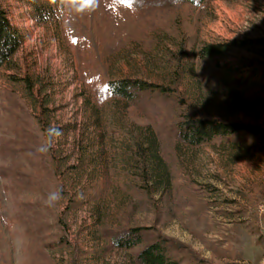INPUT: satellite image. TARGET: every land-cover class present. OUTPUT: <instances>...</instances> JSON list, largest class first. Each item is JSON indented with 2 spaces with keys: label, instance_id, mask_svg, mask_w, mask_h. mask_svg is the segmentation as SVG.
I'll use <instances>...</instances> for the list:
<instances>
[{
  "label": "rangeland",
  "instance_id": "1",
  "mask_svg": "<svg viewBox=\"0 0 264 264\" xmlns=\"http://www.w3.org/2000/svg\"><path fill=\"white\" fill-rule=\"evenodd\" d=\"M141 2L2 1L23 42L0 70V264H137L154 237L181 264H264V136L174 137L183 115L264 130V0ZM206 44L221 55L198 60ZM175 66L177 100L107 90ZM118 228L146 238L113 248Z\"/></svg>",
  "mask_w": 264,
  "mask_h": 264
},
{
  "label": "trees",
  "instance_id": "2",
  "mask_svg": "<svg viewBox=\"0 0 264 264\" xmlns=\"http://www.w3.org/2000/svg\"><path fill=\"white\" fill-rule=\"evenodd\" d=\"M0 0V70L15 69L14 56L20 49L23 37L19 29L12 26L8 19L7 13ZM118 2L129 5L134 8L138 4H142L141 0H117ZM147 1V0H143ZM149 1V0H148ZM163 6H175V5H191L200 6L205 0H158ZM42 15V12H39ZM222 53L221 48L215 45L206 44L197 49L195 57L202 61L208 58H214L220 56ZM171 73V78L167 86L158 88L157 86H147L145 84H126V82H119L110 84L107 90L111 95L124 98L129 103H136V100L140 95L145 94H157L163 96V98L171 99L176 92V82L179 76H181L180 69L177 66L174 67ZM141 95V96H142ZM178 97V95H177ZM176 99V96L174 97ZM179 101L186 102L182 97H178ZM177 100V99H176ZM182 116L181 122L175 126V134L177 141L185 146L197 148L202 145L210 144L216 138H220L223 141L230 140V138L238 134H252V136L262 135L264 136V130L251 129L239 123H217L215 120H204L197 118H190L188 116ZM155 160V159H154ZM158 162H154V167ZM146 228H122L107 233V239L110 242V246L113 248H119L123 250H131L138 243L143 242L146 238ZM63 239V237L61 238ZM146 240V239H145ZM65 241V240H64ZM180 244L175 243L166 238L154 237L147 241L146 245L142 246L138 252L134 254V259L137 264H181L184 260V256L180 254ZM192 260V261H191ZM189 264H202L197 260L191 259Z\"/></svg>",
  "mask_w": 264,
  "mask_h": 264
},
{
  "label": "clouds",
  "instance_id": "3",
  "mask_svg": "<svg viewBox=\"0 0 264 264\" xmlns=\"http://www.w3.org/2000/svg\"><path fill=\"white\" fill-rule=\"evenodd\" d=\"M60 198H61V196H60L59 192L50 194L48 196L47 200L45 201V204L47 206H52L53 202L59 200Z\"/></svg>",
  "mask_w": 264,
  "mask_h": 264
}]
</instances>
